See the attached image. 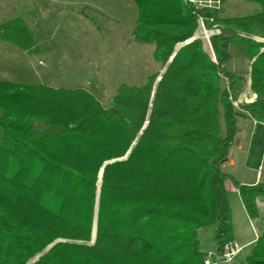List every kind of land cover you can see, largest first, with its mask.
Wrapping results in <instances>:
<instances>
[{
	"label": "trees",
	"instance_id": "16d2710c",
	"mask_svg": "<svg viewBox=\"0 0 264 264\" xmlns=\"http://www.w3.org/2000/svg\"><path fill=\"white\" fill-rule=\"evenodd\" d=\"M130 1L132 39L153 45L162 70L119 85L106 107L81 88L0 80V264H204L197 231L216 225L215 255L232 236L227 181L250 219L257 199L264 207V182L223 168L238 119L264 124V42L252 38L264 40V0L234 17L189 0ZM206 12L237 31L213 35L216 62L197 36ZM0 41L35 46L20 19L0 24ZM231 44L251 61L253 99L238 108ZM246 263L264 264V233Z\"/></svg>",
	"mask_w": 264,
	"mask_h": 264
},
{
	"label": "rangeland",
	"instance_id": "374dc122",
	"mask_svg": "<svg viewBox=\"0 0 264 264\" xmlns=\"http://www.w3.org/2000/svg\"><path fill=\"white\" fill-rule=\"evenodd\" d=\"M42 1L36 3L35 13L39 18L35 14L25 17L29 31L36 41L32 50H19L0 41V80L22 84H45L54 88H81L91 93L102 106L106 107L119 85H142L149 74L162 70L160 64L153 60V45L136 43L132 39L131 29L137 11L130 0H73L72 4L69 3L74 10L69 11L72 20L63 22L65 25L60 29L51 27L50 18L59 14L65 6L57 5L55 0ZM194 5L214 8L220 17L246 16L260 10L257 4L247 0H197ZM4 7L2 9L0 4L2 9L0 11L5 12L1 15L0 22L14 14L9 11L7 5ZM43 14L48 15L47 27L42 25ZM59 21L58 24L61 22ZM198 21L197 36L201 38L207 54L216 62L213 35L206 37L205 31L209 33V30L214 29L213 25L219 29L218 34L230 35L237 31L213 23L208 12ZM51 37L54 40H51ZM252 38L264 42L257 36ZM250 63L244 45L229 46L227 70L242 77L229 89L232 100L237 101L236 108L241 103L253 99L249 89ZM32 124L35 129H44L40 122L34 121ZM241 125L245 130L246 125ZM235 142L234 140L229 154L234 153ZM257 148L259 147H255ZM227 161L228 158L224 164ZM261 168V180H264V164H261ZM225 171L234 179H240L231 168L226 167ZM213 226L200 230L202 232L198 248L206 256L209 252L207 250L213 252L215 248Z\"/></svg>",
	"mask_w": 264,
	"mask_h": 264
},
{
	"label": "crops",
	"instance_id": "0c3cea01",
	"mask_svg": "<svg viewBox=\"0 0 264 264\" xmlns=\"http://www.w3.org/2000/svg\"><path fill=\"white\" fill-rule=\"evenodd\" d=\"M38 1L39 2L41 1V3L43 2L42 0H35V1L34 0H0V4H2V9L5 8L4 7L5 5H7L9 11L14 13L11 17L2 20L0 24L12 19H20L24 22V24L28 28L29 24H27L25 17L27 15L29 16L34 14L38 17V15L35 13V9L37 8L36 3ZM70 2L72 4L73 0H55V3L57 5L62 4V6L65 7L61 9L62 12L60 11L59 14H56L50 18L51 27L60 29L65 25L63 22H66V20L69 19L72 20V18H70L69 11L70 10L74 11V10L73 7L69 5ZM4 13L5 12L0 11V17ZM42 16L44 17V20L43 19L41 20L42 25L47 27L48 15L43 14ZM52 21H55L56 23L55 22L53 23ZM57 21H59L60 23L58 24ZM33 38L36 44L35 37L33 36ZM52 38L53 37H51V40H54ZM33 48L26 51H30ZM249 98L250 99L252 98L251 93ZM239 119H241V121H238L239 131L236 135L238 134L239 135L235 139L236 141L235 149H234L235 151L234 153L232 152L229 154L228 161L226 162V164H224V169H226V167H229L232 169L234 174H238V177H240V179H236V178L235 179L241 184L253 185L258 182H264L263 179L261 180L262 178L261 164L264 154V124L254 121L249 117H243ZM241 124L246 125V127L244 126L245 130H243ZM254 146L255 147L258 146L259 148L255 149ZM225 190H226L227 199L230 206L231 217H232L231 239L237 241L241 245L240 251L230 261H228L225 264H247L246 258L249 256L256 239L262 233H264L263 203L259 199L256 200L257 216L255 218L250 219L247 216L246 211L241 203L237 188H235V186H233V184L230 181H227L225 183ZM215 229H216V225L213 226V232L215 231ZM200 230L201 229L197 231L198 244H200L199 238H201V232H202ZM207 251H209L208 254L212 252L211 250H207ZM214 252H215V248L213 249L212 253Z\"/></svg>",
	"mask_w": 264,
	"mask_h": 264
},
{
	"label": "built area",
	"instance_id": "2783aa9c",
	"mask_svg": "<svg viewBox=\"0 0 264 264\" xmlns=\"http://www.w3.org/2000/svg\"><path fill=\"white\" fill-rule=\"evenodd\" d=\"M192 4H195V2L197 0H189ZM201 18V17H200ZM199 18V19H200ZM214 29L209 30V33H206L205 31V36L207 37L208 35H215L219 33V29L216 28V26L213 25ZM233 105L236 106L237 105V101H233ZM241 249V245L233 240L230 239L228 241H225L222 245V253L221 256L223 257V261L225 263H227L228 261H230ZM214 256H215V252L212 254H208L205 258H204V264H215L214 262Z\"/></svg>",
	"mask_w": 264,
	"mask_h": 264
},
{
	"label": "water",
	"instance_id": "95a60500",
	"mask_svg": "<svg viewBox=\"0 0 264 264\" xmlns=\"http://www.w3.org/2000/svg\"><path fill=\"white\" fill-rule=\"evenodd\" d=\"M183 44L184 43L178 44L175 50H177ZM99 188H100V180L98 181L97 191L99 190ZM95 234H96L95 228H93L92 233H91V237L93 240L95 238ZM214 262H215V264H225V262L223 261V257L221 255H215L214 256Z\"/></svg>",
	"mask_w": 264,
	"mask_h": 264
}]
</instances>
